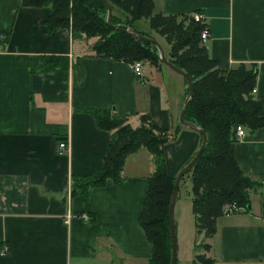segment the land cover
Wrapping results in <instances>:
<instances>
[{
  "label": "crops",
  "instance_id": "obj_1",
  "mask_svg": "<svg viewBox=\"0 0 264 264\" xmlns=\"http://www.w3.org/2000/svg\"><path fill=\"white\" fill-rule=\"evenodd\" d=\"M21 1L0 0V28L12 32L0 42V264H149L152 246L139 218L152 153L130 154L122 180L92 188L88 199L71 195L72 177L95 173L111 138L87 110H113L134 127L150 113L171 130L186 79L165 64L144 63L138 76L131 63L95 55L94 40H74L69 28L47 33L50 8ZM155 10L203 13L211 57L225 70L258 66L253 95L264 102V0H155ZM41 56H66L69 66L42 71L33 63ZM246 131L235 157L260 186L251 190V210L218 218L208 251L214 264H264V127ZM200 144L201 134L185 127L165 145L171 176Z\"/></svg>",
  "mask_w": 264,
  "mask_h": 264
},
{
  "label": "trees",
  "instance_id": "obj_2",
  "mask_svg": "<svg viewBox=\"0 0 264 264\" xmlns=\"http://www.w3.org/2000/svg\"><path fill=\"white\" fill-rule=\"evenodd\" d=\"M108 1L113 7L114 24L130 26L157 39L141 30L140 22L145 20L150 31L165 39L167 47L160 43L167 59L192 78L195 94L187 108L186 119L207 132L208 143L182 183L185 177L192 182V209L197 234L209 240L217 232V220L225 215L226 205L237 204L244 211L250 210L251 190L259 183L242 170L235 157L237 126L243 124L250 131L264 127V102L253 95L258 66L248 68L241 63L234 68L221 69L207 46L201 43V33L207 24L196 21L193 13L157 12L155 0ZM21 5L49 7L46 32L69 28L74 40H94L92 49L97 56L131 64L141 60L157 66L165 64L156 44L141 40L125 29L114 28L107 22L108 8L102 0H22ZM11 35V30L0 28V42L4 46ZM37 62V68L42 71L69 66L66 56H41L33 63ZM186 83L185 98L189 93L187 79ZM87 112L96 118L101 128L111 131V138L103 165L93 174L72 177L71 195L80 194L88 199L92 188L104 186L110 180L120 182L127 157L147 148L153 155L155 169L148 177L139 220L152 246L149 264H171L169 207L177 176L168 172L165 145L176 140L185 127L179 120L171 130L165 129L150 113L142 114L140 125L134 127L127 117H121L113 110L90 109ZM202 141L201 134V144ZM200 246L201 242L197 241L193 264H214L215 259L207 254L211 249L210 242L203 245L206 253L200 252Z\"/></svg>",
  "mask_w": 264,
  "mask_h": 264
},
{
  "label": "water",
  "instance_id": "obj_3",
  "mask_svg": "<svg viewBox=\"0 0 264 264\" xmlns=\"http://www.w3.org/2000/svg\"><path fill=\"white\" fill-rule=\"evenodd\" d=\"M102 1L106 4V6L108 8L107 22L112 27L125 29L128 33H130L131 35H133V36H135L141 40L156 44L158 49H159V52H160V57L164 61L165 65L168 66L169 68H171L172 70H174L175 72L183 75L188 81L189 93H188L187 97L185 98V101H184V104H183V107H182V110L180 113V122L184 127L191 128V129L196 130L199 133H201L203 136V141H202L201 146L197 150L195 156L192 158V160L186 166H184L181 169V171L178 173L176 181H175L174 189H173L170 207H169L170 233H171V240H172V261H171V264H178V238H177V226H176V216H175L176 202H177V199L179 196V191H180V187H181L183 177L197 163L199 157L201 156L202 152L205 150L207 143H208L207 132L204 129H202L201 127H199V126H197L191 122H188L186 119L187 108H188L189 103L191 102V100L193 99L194 94H195L194 83L192 81L190 74L187 71L181 69L180 67H178L177 65H175L174 63H172L171 61H169L167 59L166 54H165V50H164V48H163V46L159 40H157L153 37L146 36L142 33H139L137 30L133 29L130 26H127L124 24H114L112 22L113 7H112L111 3L108 0H102ZM249 208L251 210V205H249Z\"/></svg>",
  "mask_w": 264,
  "mask_h": 264
},
{
  "label": "rangeland",
  "instance_id": "obj_4",
  "mask_svg": "<svg viewBox=\"0 0 264 264\" xmlns=\"http://www.w3.org/2000/svg\"><path fill=\"white\" fill-rule=\"evenodd\" d=\"M140 24H141L140 28L142 31L151 33L154 37L157 38V40L161 41V43L164 46H167L165 39L161 35L157 34L155 31H150L149 29L150 27L148 26L145 20L141 21ZM141 61L143 62V64L146 62L145 60H141ZM149 64L151 65L152 63ZM152 65L157 67V65L154 64ZM240 125H242L247 129V126L243 124ZM259 186L260 185L258 183L257 187ZM180 188L181 190L179 192V196L175 208L177 238H178V257H179V264H186V256H189L194 252L195 243L197 241L201 242V246L199 250L200 252L204 253L205 249L203 245L207 241L211 242V238L208 240L204 235H198L195 229V214L192 209V182L189 177H185ZM236 213H240V212H234L230 215ZM211 243H213V241Z\"/></svg>",
  "mask_w": 264,
  "mask_h": 264
},
{
  "label": "built area",
  "instance_id": "obj_5",
  "mask_svg": "<svg viewBox=\"0 0 264 264\" xmlns=\"http://www.w3.org/2000/svg\"><path fill=\"white\" fill-rule=\"evenodd\" d=\"M194 18L196 21H202V22H205L206 23V19H205V16L203 13L201 12H195L194 13ZM207 24V23H206ZM210 36V29H209V26L207 24V26L203 29L202 33H201V43L204 44L206 46V43L208 41V38ZM142 68H143V62L142 61H135L133 63V69H134V72L136 75L138 76H141L143 71H142ZM247 136V131H246V128L243 127L242 125H238L237 126V131H236V137H237V140H242L244 139L245 137ZM68 143L67 141H60L59 144H58V151L59 153H66L68 151ZM243 209L239 208V206L237 204H228L226 205L225 207V211H224V214L225 215H230L234 212H239ZM88 218V216H86ZM70 221V216H69V219H68V222ZM7 251H8V248H6L5 250H2L1 254L5 255L7 254Z\"/></svg>",
  "mask_w": 264,
  "mask_h": 264
}]
</instances>
